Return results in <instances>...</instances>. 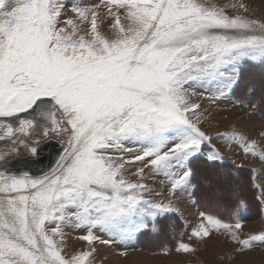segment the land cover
I'll return each mask as SVG.
<instances>
[{
  "label": "snow or ice",
  "instance_id": "6c2138e0",
  "mask_svg": "<svg viewBox=\"0 0 264 264\" xmlns=\"http://www.w3.org/2000/svg\"><path fill=\"white\" fill-rule=\"evenodd\" d=\"M256 70L264 85V16L245 0H0V264H96L97 243L126 255L141 238L167 252L184 197L234 209L203 207L189 241L219 235L241 256L264 246V230L243 231L245 177L215 175L225 156L212 143L264 164V129L210 135L193 100L235 95ZM52 140L40 175L37 160L9 161ZM236 167L264 210L256 170ZM70 233L82 247L69 251ZM173 247L196 250L184 235Z\"/></svg>",
  "mask_w": 264,
  "mask_h": 264
},
{
  "label": "rangeland",
  "instance_id": "374dc122",
  "mask_svg": "<svg viewBox=\"0 0 264 264\" xmlns=\"http://www.w3.org/2000/svg\"><path fill=\"white\" fill-rule=\"evenodd\" d=\"M245 2L249 5L252 15L264 16V0H245ZM250 87L255 88L254 94L248 92L247 89ZM262 89L264 85H257L253 82V76H247L235 95L221 98L216 102L199 96L193 97V100L201 105L203 128L213 136L239 129L259 140L258 133L264 129V106L260 102ZM241 99L243 103L236 102ZM212 143L223 152L224 165L237 169L236 166L242 164L246 169H255L257 176L255 182L264 183V164L261 161L243 155L239 148L228 146L225 140L214 139ZM28 153L21 147L18 153L9 157V160L14 156H26ZM148 183L152 187H162L161 178L158 177L151 178ZM176 204L180 219L173 218L176 231L165 242L169 251L165 252L155 241L147 238H141L134 247H129L126 255L120 254L124 249L119 244L108 246L97 243L96 264H264V246L256 247L253 251L241 256L233 251L235 245L219 235H213L205 241H189L185 229H190L196 223L200 210L186 197L178 198ZM247 208L240 210L242 218H245ZM254 216H256L254 219H244L245 234H255L264 230V210L261 205L259 215ZM78 234L70 233L69 251L83 246V242L75 239ZM181 235H184V242L191 243L196 249L194 252L175 251L173 244L180 240Z\"/></svg>",
  "mask_w": 264,
  "mask_h": 264
},
{
  "label": "trees",
  "instance_id": "16d2710c",
  "mask_svg": "<svg viewBox=\"0 0 264 264\" xmlns=\"http://www.w3.org/2000/svg\"><path fill=\"white\" fill-rule=\"evenodd\" d=\"M247 76L252 77L253 76V82L256 83L257 85H261V76L259 73V70L250 72L247 74ZM262 93V91H261ZM263 106H264V99H261L260 101ZM201 172V176L205 175L207 173V168L206 166L201 162L200 165L198 166ZM242 175L245 177V179L240 180L239 184L241 187H243L244 191L240 193L241 196L245 197L248 201V208L246 213L244 214L245 220H250L254 219V215H259V208L260 204L256 200V192L252 190L251 183L247 180V177L251 175L248 172L244 173H237V169L232 168L230 166L224 165L223 168H220L216 171L215 175L221 177V178H226L227 176H236V175ZM235 183V181H233ZM198 209L201 211L203 210V207L208 208L209 211L217 212V213H231L234 211V209H225V206L222 202L215 201L211 199L210 197L207 198V200L204 202L203 207L201 205H197ZM255 212V213H254ZM257 213V214H256ZM227 218V216H226Z\"/></svg>",
  "mask_w": 264,
  "mask_h": 264
},
{
  "label": "water",
  "instance_id": "95a60500",
  "mask_svg": "<svg viewBox=\"0 0 264 264\" xmlns=\"http://www.w3.org/2000/svg\"><path fill=\"white\" fill-rule=\"evenodd\" d=\"M40 148V156L33 157L29 156L23 159H16L12 161L15 168H23V165L16 163L17 161L25 160H37V163L30 165L32 173L35 175H40L42 171H46L50 166H54L55 159L58 152L60 151V144L57 142H47Z\"/></svg>",
  "mask_w": 264,
  "mask_h": 264
},
{
  "label": "flooded vegetation",
  "instance_id": "af4514ba",
  "mask_svg": "<svg viewBox=\"0 0 264 264\" xmlns=\"http://www.w3.org/2000/svg\"><path fill=\"white\" fill-rule=\"evenodd\" d=\"M52 141H58V140H52ZM46 142H49V141H45V142L41 143V144L39 145V147L42 146L43 144H45ZM29 156H32V155H31L30 153H28L26 156H14V157L11 158L9 161L12 162V161H14V160H16V159H23V158H26V157H29Z\"/></svg>",
  "mask_w": 264,
  "mask_h": 264
}]
</instances>
